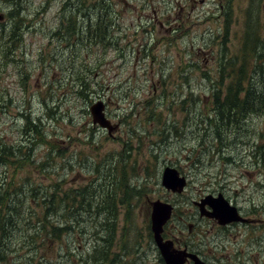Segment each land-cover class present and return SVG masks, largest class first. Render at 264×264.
<instances>
[{
  "label": "rangeland",
  "instance_id": "obj_1",
  "mask_svg": "<svg viewBox=\"0 0 264 264\" xmlns=\"http://www.w3.org/2000/svg\"><path fill=\"white\" fill-rule=\"evenodd\" d=\"M23 2L32 31L18 50V65L3 70L0 149L17 155L29 148L31 122L39 121V133L60 153L45 166L48 146H38L31 157L38 163L30 158L18 171L17 186L61 182V192L74 190L89 184L94 177L89 166L100 164L98 192H114L116 177L127 187L117 195H125V206L115 202L108 254L98 252L92 230L73 224L52 249L42 245L29 256L23 249L18 258L7 253L8 262L0 264H163L150 230L149 203L157 200L174 207L164 237L176 248L186 246L208 264H264V106L247 114L221 148L217 140L209 142L198 116L214 100L211 82L216 79L224 93L239 82L235 75L243 60L248 72L255 54L264 60V0ZM78 15L84 17V34L86 28L88 35L98 28L107 31L97 44L75 36ZM61 19L64 32L57 41L51 35ZM248 36L263 42L245 57ZM224 56L235 58L225 61ZM25 74L26 87L21 84ZM81 79L87 88H80ZM190 96L193 101L184 100ZM97 102L113 128L110 134L92 124L90 107ZM166 167L186 178L182 194L162 187ZM5 175L0 167V181ZM218 194L252 224L225 231L200 217L194 202Z\"/></svg>",
  "mask_w": 264,
  "mask_h": 264
},
{
  "label": "trees",
  "instance_id": "obj_2",
  "mask_svg": "<svg viewBox=\"0 0 264 264\" xmlns=\"http://www.w3.org/2000/svg\"><path fill=\"white\" fill-rule=\"evenodd\" d=\"M92 8L95 6L92 5ZM83 20L82 36L90 41L89 44H97L99 42L98 35L107 33V31H101V28H98L93 34L88 35L89 30L85 27L87 32L84 34ZM92 28H95L94 24ZM60 39L61 36H56L57 41ZM245 39V57L256 49V45L263 42L259 38H253L251 41L249 36ZM262 56L258 53L254 55L253 60L256 61V64L249 72L246 68L247 61L243 57L245 60L240 65L238 74L235 75L236 81H239L236 87L229 86L222 93L223 89L217 86V80L211 82L214 100L203 115L204 117L198 116L201 123L205 125L204 132L211 137L209 142L214 143L217 140L220 148L224 146L222 140L229 138L241 128L242 120L247 114L259 113L264 106V60H262ZM234 58L225 57L224 60L231 61ZM244 81L247 82L245 87L242 86ZM79 83L80 88H87L82 79ZM187 99L194 100L193 96L184 100ZM184 100L180 103L185 104ZM31 123L33 135L30 133L31 136H27L25 142L29 148L18 149L17 155L12 149H0V167L5 169V174L7 173L6 177L0 181V263L8 262L7 253L15 252L18 258L19 252L23 249L28 251V256L42 245H45L48 250L52 249L54 244L61 241L62 235L70 234L73 224L83 226V229L88 227L92 230V237L96 240L98 252L108 254L115 232V228L110 224L115 218V202L118 199L119 204L125 206L123 203L125 195L120 194L119 198L117 195L127 187V183L121 181L120 177H116L115 191L102 195L96 189V185L98 186V182L102 179L100 164H93L89 166L94 171L92 180L89 181V184L74 190L61 192V182L44 188L40 187V184L36 185L32 182H25L17 186L18 171H23L27 167L26 163L31 157L34 158V152L38 146L42 147L43 144L48 146L47 156L44 158L45 166L49 161H53L54 153H60L57 149L58 146L46 142L45 137L39 133L42 129L41 122L33 121ZM237 125H240L239 129L235 128ZM214 134L216 138L213 137ZM90 140L92 141L91 134ZM262 149L264 150V148ZM262 149L259 148V150ZM32 162L38 163L34 159ZM8 168H12V171L9 172ZM39 168L41 171L44 169L43 165ZM128 189L134 188L128 187ZM133 193L135 194V192ZM86 220L90 223L85 222ZM58 247L61 246L58 245ZM97 250L93 253H96ZM17 262V264H24L22 260ZM49 264L60 263L56 261Z\"/></svg>",
  "mask_w": 264,
  "mask_h": 264
},
{
  "label": "water",
  "instance_id": "obj_3",
  "mask_svg": "<svg viewBox=\"0 0 264 264\" xmlns=\"http://www.w3.org/2000/svg\"><path fill=\"white\" fill-rule=\"evenodd\" d=\"M90 114L93 124H98L110 134L113 128L109 121L105 119L104 107L101 102H97L90 107ZM161 183L167 191H171L172 193H181L186 186L185 178L180 176L176 169L170 167L164 169ZM206 204L210 207L211 211L209 213L206 212L207 214H203V212L200 211L201 215L210 219H215L218 225L224 226L230 223H243L247 221L238 215L237 209L230 206L222 195H218L215 198L207 196L196 205L202 208ZM150 206V229L154 244L159 250L164 264H205L197 255L188 253L186 249H175L172 241L163 239V227L171 217L172 206L160 200L151 202ZM188 261L191 263H187Z\"/></svg>",
  "mask_w": 264,
  "mask_h": 264
},
{
  "label": "flooded vegetation",
  "instance_id": "obj_4",
  "mask_svg": "<svg viewBox=\"0 0 264 264\" xmlns=\"http://www.w3.org/2000/svg\"><path fill=\"white\" fill-rule=\"evenodd\" d=\"M61 11H62L61 15H64L66 12L65 10H61ZM28 12H29L28 8L26 10L24 7L23 0H0V82L2 80L4 68H6L7 66H17L18 65V59H17L18 50L20 49V46L23 44V41L25 40V35H27L30 32V30L32 31V24L27 20V16H26L28 15ZM73 25L78 26L77 30H75V36H79V39H81L82 20L79 15L77 17L74 16ZM63 32H64V22H63V19H61L59 29L55 31L51 36H61ZM27 79H28V75L25 74L24 78L21 81V84L24 87H26ZM218 195H221V194H218ZM208 196H212V195H208ZM205 198L206 197L199 199V201L197 202H194V206L198 210L200 217H203V218H207V217L201 215L200 211H202L203 214H207L210 212V208L207 204L204 205L202 208H199L196 204L204 200ZM237 211L243 218H246L241 213L240 209L237 208ZM207 219H210V218H207ZM210 220H213V219H210ZM213 221L216 222L215 220ZM251 224L252 222L230 223L224 226H220L218 224L217 225L220 228V230L226 231L227 229H230L231 227H234L235 225H242L244 227H247V226H250ZM186 248L189 252H192L188 247ZM192 253L197 254L196 252H192ZM159 261H160V257H159ZM187 263H189V261Z\"/></svg>",
  "mask_w": 264,
  "mask_h": 264
}]
</instances>
